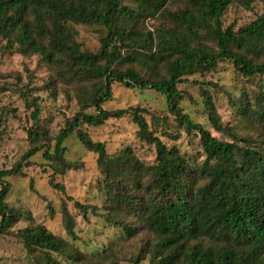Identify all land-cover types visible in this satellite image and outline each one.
Returning <instances> with one entry per match:
<instances>
[{"label":"trees","instance_id":"obj_1","mask_svg":"<svg viewBox=\"0 0 264 264\" xmlns=\"http://www.w3.org/2000/svg\"><path fill=\"white\" fill-rule=\"evenodd\" d=\"M173 1L179 6L174 11L165 8L167 0H0V46L3 44L9 54L37 57L48 65L52 81L73 89L78 112L65 122L52 153L45 152L44 157L60 163L63 145L74 132L79 142L97 155V167L108 184V200L114 207L110 221L128 237L135 236V230L115 219L122 209L134 213L153 235L135 264L146 257L148 264H264L262 143L237 137L224 127L207 94V120L216 136L206 125L182 114L178 106V86L193 74L214 71L220 62H229L238 79L251 82L264 78V0H260V13L238 29L224 27L223 16L237 5L250 10L251 0ZM155 16L160 29L154 34L139 27L145 18ZM82 30L99 33L95 50L85 46L89 35H82ZM125 63L137 65L138 70L119 67ZM140 69L155 78L142 76ZM113 84L153 90L165 97L169 112L183 131L199 138L205 156L196 169L200 184L187 180L190 171L177 150L153 136L143 110L134 109L132 120L138 139L155 147L153 166H143L129 148L109 157L103 144L93 142L82 131L83 126L98 127L126 113H111L103 107L112 97ZM31 107L37 124L39 106ZM241 110L264 133V91L251 107L241 105ZM28 136L32 139L35 134ZM36 152L35 148L29 150L22 161ZM18 174L19 165L0 170L1 233L22 219L6 202L5 178ZM144 181L148 193L139 203L132 191ZM49 185L65 194L61 184L51 180ZM74 206L86 214V207L77 202ZM71 218L65 216V234L76 240ZM15 235L27 256H37L38 264H60L56 256L80 264L95 257L81 253L41 224ZM105 259L118 264L114 256Z\"/></svg>","mask_w":264,"mask_h":264},{"label":"rangeland","instance_id":"obj_2","mask_svg":"<svg viewBox=\"0 0 264 264\" xmlns=\"http://www.w3.org/2000/svg\"><path fill=\"white\" fill-rule=\"evenodd\" d=\"M250 5V10L238 5L230 7L223 16L224 27L232 25L238 29L255 18L260 13L261 1L251 0ZM165 8L174 11L179 6L174 5L173 0H167ZM139 27L154 34L160 29L158 16L145 18ZM84 34L89 35L85 46L95 50L99 33L82 30ZM3 46H0V170L16 165L21 169V174L8 176L5 182L8 184L6 202L21 214L22 219L6 232H0V264H38L37 256H27L15 235L19 230L38 224L81 253L95 256L85 264H109L105 258L112 256L118 264H135L140 250L152 242L153 235L135 219L134 213L122 209L115 219L135 230V236L128 237L110 221L109 215L114 213V207L108 200V184L97 167V155L88 151L74 132L63 145L65 151L60 163L44 157L45 152L52 153L65 122L78 112L73 89L52 81L48 65L37 57L9 54ZM128 66L138 70L137 65L130 63L119 67ZM139 71L142 76L155 78L145 70ZM159 73L163 74V71ZM111 89L112 97L104 104V109L111 113L118 110L126 113L110 118L98 127L83 126L82 131L93 142L103 144L109 157L129 148L143 166H153L155 147L138 139V129L132 120L134 109L143 110V119L153 136L167 148L177 150L189 168L187 180L200 184L201 176L196 169L202 165L205 156L199 138L183 131L169 112L165 97L153 90L128 89L121 84H113ZM178 90L181 92L178 102L181 113L188 115L193 122L206 125L216 136L207 120L205 102L209 95L220 123L237 137H250L256 143H262L264 152L261 127L244 117L241 110V105L251 107L256 96L264 91V78L251 82L238 79L229 62H220L212 72L187 77ZM33 104L40 109L37 124L32 119ZM30 132L35 134L32 139L28 136ZM33 148L37 149L36 154L22 161V157ZM51 180L64 187V195L49 185ZM125 183L127 188L131 187L128 180ZM146 187L144 181L132 191L139 203L147 197ZM74 202L86 207L85 215L74 206ZM66 215L72 217L76 240L65 234ZM56 259L60 264H80L66 256H56ZM140 264H148V257Z\"/></svg>","mask_w":264,"mask_h":264}]
</instances>
